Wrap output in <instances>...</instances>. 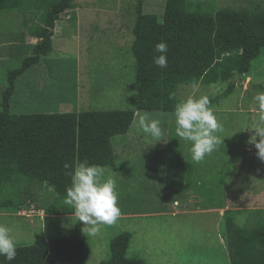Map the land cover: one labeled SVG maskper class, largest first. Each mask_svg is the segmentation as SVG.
<instances>
[{
	"label": "rangeland",
	"instance_id": "obj_1",
	"mask_svg": "<svg viewBox=\"0 0 264 264\" xmlns=\"http://www.w3.org/2000/svg\"><path fill=\"white\" fill-rule=\"evenodd\" d=\"M98 1L76 0L77 17L71 12L63 15L54 30V49L46 58L51 63L27 75L40 76V84L47 81L51 86L44 92L37 90L36 81H25L21 86V91L25 86L32 87L36 99L43 98L44 93L53 98L56 93L58 101L52 105L55 114L135 110L136 61L131 47L140 0L100 1L104 5ZM143 1L148 13L165 10L166 0ZM187 2L191 12L264 9V0ZM42 12H0V103L9 82L6 69L22 68L27 56L32 55L25 40L41 23ZM253 65L250 78L238 80L231 96L211 107L221 125L217 135L224 142L202 162H193L190 143L176 136L174 113L139 111L149 120H159L160 138L144 134L135 120L126 135L113 139L114 158L104 167L105 177L115 179L118 206L125 216L113 225L102 226L96 236L87 238L82 233V222L76 223L72 210L52 186L27 184L21 179L9 188L5 197L31 203L30 208L24 205L21 210L0 211V224L13 230L16 247L81 239L91 249L88 264H102L111 260L112 241L129 233L132 239L127 257L145 264H231L228 227L219 217L229 209L241 210L235 220L247 227L248 218L264 210V161L256 156L257 149L248 145L253 133L251 128L246 130L254 120L264 119L253 102V97L264 91V51ZM42 70L47 74L42 76ZM190 86L180 87V99L187 96ZM198 86L197 95L212 100L229 87V82ZM12 111L23 114L26 110L17 104ZM237 174L241 180L235 182ZM200 186L205 188L201 190ZM208 190L216 191V195L211 196ZM208 194L215 203L206 201ZM219 204L223 207L218 208Z\"/></svg>",
	"mask_w": 264,
	"mask_h": 264
},
{
	"label": "trees",
	"instance_id": "obj_2",
	"mask_svg": "<svg viewBox=\"0 0 264 264\" xmlns=\"http://www.w3.org/2000/svg\"><path fill=\"white\" fill-rule=\"evenodd\" d=\"M187 1L166 0L160 14L148 13L143 0L136 6L135 40L131 47L136 61L135 110L15 114L13 97L20 78L28 70L40 67L53 52L56 26L69 12L77 17L78 4L76 0H0V12L43 11L41 23L29 33L41 41L33 47L22 68L8 73V86L0 103V211L21 210L24 205L30 208L31 203L28 205L23 199L5 197V192L21 179L27 184L52 186L64 200L66 188L71 186L70 172L77 163L87 160L89 164L109 166L114 158L112 141L129 132L135 121L133 114L174 113L175 104L181 100V86L229 82L226 90L210 100L212 107L231 96L238 80L250 78L254 61L264 51V9L191 12ZM161 41L169 48L168 64L163 69L153 62V56L159 55L154 53L155 45ZM170 93L175 94V99L169 98ZM236 176L233 181H240V174ZM207 193L216 195V191ZM209 194L206 201L212 202ZM241 214L234 210L225 212L230 263L264 264V210L255 211L253 215L257 217L248 218L247 227L235 220ZM131 239L129 233L116 237L111 243V260L102 264H145L127 257ZM90 256L87 242L67 238L17 247L11 264H88ZM0 264L9 262L0 257Z\"/></svg>",
	"mask_w": 264,
	"mask_h": 264
},
{
	"label": "clouds",
	"instance_id": "obj_3",
	"mask_svg": "<svg viewBox=\"0 0 264 264\" xmlns=\"http://www.w3.org/2000/svg\"><path fill=\"white\" fill-rule=\"evenodd\" d=\"M168 51L165 41L155 45L154 53L159 54L153 56L156 66L162 69L167 67ZM198 87V84L193 83L187 96L174 107L176 136L190 143L191 159L196 163L202 162L224 142L217 135L221 125L209 106L210 100L206 95H197ZM169 98L175 99V94L170 93ZM253 102L257 111L264 113V91L255 95ZM133 119L138 120L144 134L154 138L162 136L159 120H149L139 111L133 114ZM249 128L253 134L247 143L257 149L256 156L264 161V119L254 120L246 130ZM65 167L69 166L66 164ZM70 175L71 186L66 188L63 204L72 210L71 215L75 217L76 223L82 222V233L87 238L94 237L102 226L115 224L122 214L118 206L117 185L112 176L105 177V168L85 160L77 163ZM12 231L0 224V257H4L9 264L17 256L16 239Z\"/></svg>",
	"mask_w": 264,
	"mask_h": 264
},
{
	"label": "crops",
	"instance_id": "obj_4",
	"mask_svg": "<svg viewBox=\"0 0 264 264\" xmlns=\"http://www.w3.org/2000/svg\"><path fill=\"white\" fill-rule=\"evenodd\" d=\"M69 17H67L68 19ZM70 19V18H69ZM58 26V25H57ZM56 29V28H55ZM56 35V34H55ZM55 38V36H54ZM53 38V40H54ZM65 39H68V38H65ZM71 39V38H70ZM26 48L28 49V52L30 53L31 50H33V47L38 44L41 40L40 39H37L33 36H31L30 34H28V37L26 38ZM55 44V42H54ZM51 63V60H43L41 62V66H47L48 64ZM33 71H39V67L36 68V69H30L28 70L19 80L18 82V85H17V91H16V94L15 96L13 97V107L15 105H20L23 109H25L26 111H24L23 113L24 114H29V113H45V114H53L57 111H54L53 109V104L55 102L58 101V98H57V95L56 93L54 94V97L51 98L50 96V93H44V97L41 98V99H36L32 96V93H33V88L30 87V86H25L22 91H21V86L24 85V82L27 81V82H30V81H36L38 83V87H37V90L38 91H43L48 89L51 84H49L47 81L45 83H41L39 82V77H28L27 78V75L32 73ZM10 72V69H6V73H9ZM39 74V73H38ZM40 74L42 76L46 75V71L45 70H42L40 72ZM45 80V79H43ZM80 93V92H79ZM46 95V97H45ZM66 113H69V111H67ZM70 113H75L74 112H70ZM260 193L256 194V195H259ZM227 211H230L227 210ZM226 211V212H227ZM238 211H241V210H238ZM166 212H164L162 215H165ZM122 217L125 216V215H121ZM127 217L128 216H132V215H126ZM221 218V221H224L225 220V215L222 217H219Z\"/></svg>",
	"mask_w": 264,
	"mask_h": 264
},
{
	"label": "built area",
	"instance_id": "obj_5",
	"mask_svg": "<svg viewBox=\"0 0 264 264\" xmlns=\"http://www.w3.org/2000/svg\"><path fill=\"white\" fill-rule=\"evenodd\" d=\"M33 212V211H32Z\"/></svg>",
	"mask_w": 264,
	"mask_h": 264
}]
</instances>
